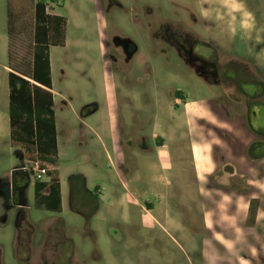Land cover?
<instances>
[{"label": "rangeland", "instance_id": "374dc122", "mask_svg": "<svg viewBox=\"0 0 264 264\" xmlns=\"http://www.w3.org/2000/svg\"><path fill=\"white\" fill-rule=\"evenodd\" d=\"M220 6L208 9L204 0H0V113L9 115L11 63L56 93L53 121L67 142L78 134L86 102L97 99L101 79L108 75L116 84L123 138L132 137V151L145 152L147 147L139 145H154L161 135L172 159L180 154L187 162L195 131L183 114L193 102L214 94L233 112L248 119L256 112L264 121V76L241 56L237 19ZM35 57H47L48 73L35 66ZM249 85L258 86L256 95L247 93ZM177 91L186 104L175 103ZM68 101L79 117L72 115V122L66 117ZM162 117L172 118L181 129L173 132ZM21 132L33 152L18 148L10 132L0 130V264H202L200 255L207 247L201 241L198 202L190 195L182 199L178 185L165 186L164 173L135 161V175L147 181L156 175L158 180L148 191L133 192L127 204L110 193L94 194L91 183L89 194H73L72 200L63 176L55 209L48 206V188L36 197L38 182L30 165L37 160L48 168L40 181L48 186L59 165L57 148L53 154L44 129H39V147L35 130ZM53 156L54 165L44 161ZM168 195L183 207L185 223L171 235L145 214L147 203L157 207ZM75 197L84 209L74 206ZM97 198L103 203L95 209Z\"/></svg>", "mask_w": 264, "mask_h": 264}, {"label": "crops", "instance_id": "0c3cea01", "mask_svg": "<svg viewBox=\"0 0 264 264\" xmlns=\"http://www.w3.org/2000/svg\"><path fill=\"white\" fill-rule=\"evenodd\" d=\"M204 3L208 9L218 3L226 10L223 13L237 19L238 30L243 34L241 56L264 76V0H204ZM101 84L97 99L90 98L86 102L80 118L68 101L71 111L66 115L67 120L72 122V115L80 120L78 134L68 138L71 143L67 144L68 139L66 142L59 136L55 120L59 165L52 176L58 178L61 193V177L65 176L72 200L73 194H89L87 185L91 183L94 194L110 193L118 197L116 201L120 204H127L128 198L134 199L133 192L148 191L158 180L156 175H148V181L141 174L135 175V161H144L147 169L164 173L165 186L182 187V199L190 195L198 202L204 226L201 241L207 247L200 255L202 264L206 261L208 264H264V135L255 133L264 134V121L259 114L255 112L248 119L244 114L233 112L212 94L184 110L185 123L195 131L192 156L187 162L180 154L172 159L161 135L154 145L143 141L139 148L148 150L136 153L132 151L135 148L132 137L123 138L116 84L108 75L102 77ZM42 87L52 93L55 104L56 93ZM247 90L254 96L258 86L249 85ZM60 97L65 101L68 98L67 95ZM175 97V103L186 104L183 94L181 98L178 94ZM38 98H45L44 93L39 92ZM160 119L171 124L173 132L181 129L180 124H172V118ZM160 123L155 121L156 125ZM4 129L11 132L10 118L0 113V130ZM255 142L251 158L248 148ZM26 144L14 143L24 151ZM169 198L170 195L167 202L157 207L148 201L151 203H147L145 214L171 235L172 229L182 230L185 223L183 207ZM99 202L97 198L95 209ZM83 204L75 197V207L82 210ZM155 208L158 215L152 212Z\"/></svg>", "mask_w": 264, "mask_h": 264}, {"label": "trees", "instance_id": "16d2710c", "mask_svg": "<svg viewBox=\"0 0 264 264\" xmlns=\"http://www.w3.org/2000/svg\"><path fill=\"white\" fill-rule=\"evenodd\" d=\"M8 59L10 60L9 55ZM45 59L41 61L40 58L35 57L34 64L36 67H43L44 71L48 73L47 57H45ZM8 67L11 69V71L8 72V86L9 118L11 127L10 137L13 140V143L18 144V141L27 143L25 146V150L33 152V148H31L29 145L30 141L28 137L24 133H22L21 130H35L37 137V146L39 147L41 141L38 135L39 129H44L46 133L44 141H46L47 144H52L51 146L53 147V154H55V124L53 121L54 113L52 110V93L42 87H47V84L40 78L34 75L30 76V74L22 72L11 63ZM30 80H32L33 83H31ZM39 92L44 93L45 98H38ZM177 94L181 98V92H177ZM21 121L24 122V125H21ZM14 126L16 128L15 130ZM255 133L264 135L259 131H255ZM256 144V142L252 143L248 148V155L251 158H253V147H255ZM44 161L50 165H54L56 162V158L55 156H53L50 161H47V159H44ZM37 182L38 183L36 184L35 189L36 197L39 196V192L41 190H43L44 188H48V196L51 200L48 206L58 209L60 205V187L58 178L54 175L51 176L48 186L47 183L40 181Z\"/></svg>", "mask_w": 264, "mask_h": 264}, {"label": "built area", "instance_id": "2783aa9c", "mask_svg": "<svg viewBox=\"0 0 264 264\" xmlns=\"http://www.w3.org/2000/svg\"><path fill=\"white\" fill-rule=\"evenodd\" d=\"M30 170L35 181H42L48 175V168L40 164L37 160L31 162Z\"/></svg>", "mask_w": 264, "mask_h": 264}]
</instances>
